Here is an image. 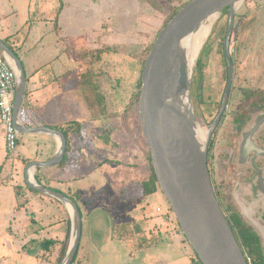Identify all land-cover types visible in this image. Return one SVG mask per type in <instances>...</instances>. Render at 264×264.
I'll list each match as a JSON object with an SVG mask.
<instances>
[{
  "label": "crops",
  "instance_id": "crops-1",
  "mask_svg": "<svg viewBox=\"0 0 264 264\" xmlns=\"http://www.w3.org/2000/svg\"><path fill=\"white\" fill-rule=\"evenodd\" d=\"M141 2L0 0V39L18 56L26 76L25 93L17 115L18 124L25 127V131L19 132L16 151H6L0 129V264H51L54 249L68 238L70 231L66 207L26 184L30 165L52 159L60 144L56 134L26 130L31 127H49L65 136L66 147L61 161L47 167L36 166L32 173L38 182L77 203L82 233L84 225L88 226L94 217L95 227L104 233L108 231L100 217L103 212L108 213L107 207L103 209V206L112 210L111 227L114 223H125L120 222L123 221L120 215L128 208L125 214L132 217L129 224L134 226L135 232L144 233L142 235L152 231L158 235L165 233L168 223L165 224L166 219L157 210L148 214L141 204L134 207L143 209L137 212L129 207L136 205L131 204L130 198L137 189L134 178L139 176L134 175L140 170H143L144 180L141 181L142 198L139 200L152 194L164 197L159 188L146 194L151 168L149 159H142L144 148L139 150L141 156L136 158L131 146L123 144L130 140L133 132L128 125L134 117L132 110L130 113L133 94L119 95L107 102L106 107L103 82L95 76L98 66L92 68L94 73L93 70L89 73L79 47L80 41L89 36L98 40L103 35L107 37L104 34V26L108 29L107 21L112 22L111 30L107 31L110 34L118 32V27L120 31L131 32L141 12ZM119 121L122 129L116 126ZM116 189L120 194L115 192ZM161 208L168 211L167 205ZM93 209L96 214L89 219L87 212ZM135 219L140 220L137 223ZM57 222L63 224V228L54 229ZM89 233L90 230L83 239L93 242L95 237ZM104 238L106 241L114 239L111 233ZM122 239L119 237L118 241ZM47 240L54 243L43 249L41 243ZM2 241L6 244L4 249Z\"/></svg>",
  "mask_w": 264,
  "mask_h": 264
},
{
  "label": "rangeland",
  "instance_id": "rangeland-1",
  "mask_svg": "<svg viewBox=\"0 0 264 264\" xmlns=\"http://www.w3.org/2000/svg\"><path fill=\"white\" fill-rule=\"evenodd\" d=\"M187 1L189 0H142L139 6L141 12L131 32L128 33L126 29L120 31L118 27V32L114 31L110 34L107 31L111 30L109 26L112 22L107 21L108 29L104 26V34H107V37L103 35L98 40L89 36L80 41L79 47L83 52V61L88 65V72L92 74V70L98 66L95 76L96 79H101L103 82L105 106L107 107V102L109 103L119 95L131 96L133 94L134 103H132L130 113L132 110L134 117L129 124L125 122L133 129V132L130 133L132 134L130 140L123 142V144L131 146L136 158L141 156L139 150L144 148L145 153L142 152V159L144 157L146 161L148 159V147L141 132L137 98L139 76L146 56L157 36L158 28L173 9L180 7ZM228 20L229 9L227 8L219 13L218 18L212 24L210 33L201 46L197 59L202 52V65L197 66L196 59L193 66L190 95L196 118L200 125L206 129L217 116L226 87L227 71L223 56V40ZM229 51L235 57V74L237 77L236 80L233 79L234 87L230 90L224 117L220 119L218 127L212 133L211 138L214 140V145L210 152L207 145L208 168L212 183L226 213L241 211L238 202L235 200V193L237 192L240 197L239 200L243 201L244 199L249 202L250 206L252 205L254 216L264 224L262 218L264 200L257 201L256 199L254 203H251L259 190L252 191V198L249 199H246L241 193L247 187V183L251 184L252 181L256 183L255 170L246 169L245 163L240 161V155H238V143L240 144L242 141L243 133L254 126L258 118L264 114V108H255L264 103V0H245L240 5L235 14L234 27L229 40ZM105 111L108 112V108H105ZM241 113L240 120H235V117ZM116 126L119 129L123 127L120 121ZM255 138L260 146H264V125L259 126L255 132ZM135 160L141 162L139 159ZM262 161L264 165V158ZM142 172L143 170H140L134 175L139 177L138 179L134 178L137 189L131 191L133 194L131 198L126 193L131 204L132 202L136 203V205H129V207H139L138 205L141 204L148 214L154 213L156 206L165 207L167 205L169 207L165 198L156 194H152L142 201L139 200L142 198L141 181L144 180ZM240 187L241 189H239ZM135 191L136 195L134 194ZM108 204L112 203L108 202ZM106 207L108 213L103 212L100 216L103 219L104 227H108V231L105 233L95 227L97 221L94 222V214H96V210L87 212L89 219L94 218L92 222L89 220L88 226L84 225L81 240H84V235L88 230L93 234L95 240L93 242L90 239L84 240V242L80 240L77 257L73 264H198L194 251L182 234L175 218L165 221V224H168L164 234L158 235L156 231H152V236L149 233L142 235L144 233L135 232L132 229L134 226L129 224L132 217L130 218L128 213L125 214L128 208L124 209V213L120 215L122 216L120 219L123 220L120 222L125 223L120 225L114 223L111 227L112 210L108 206H103V209ZM169 208L168 210H170ZM143 209L135 210L137 212ZM90 211L91 213H89ZM142 215L148 219L147 215ZM163 218L165 219L164 216ZM139 220L135 219L137 223ZM53 228L61 229L63 224L60 225L57 222ZM109 233L114 239L106 241L104 237ZM119 237H123V239L118 241ZM69 238L70 231L68 238L60 242V246L54 249L55 252L52 253L54 262L51 264L60 263L62 255H64L62 249L64 246L67 248ZM2 244L3 249L6 248L5 242L2 241ZM262 244L264 251V241Z\"/></svg>",
  "mask_w": 264,
  "mask_h": 264
},
{
  "label": "water",
  "instance_id": "water-1",
  "mask_svg": "<svg viewBox=\"0 0 264 264\" xmlns=\"http://www.w3.org/2000/svg\"><path fill=\"white\" fill-rule=\"evenodd\" d=\"M244 1L187 2L157 34L141 72L138 98L141 132L150 153L157 184L182 234L202 264H249L216 197L207 165V145L225 106L233 75L228 40L235 14ZM226 8L229 9V20L224 48L229 67L228 83L222 107L209 126L203 144L197 134L199 122L190 95L193 67L189 66L186 54L181 55L177 62L174 55L186 37L211 16ZM0 50L16 69L14 117L18 131L23 132L25 127L18 124L17 115L25 91V72L18 56L1 39ZM260 121L249 134L258 127ZM26 130L52 132L60 141L57 154L48 161L34 162L30 165L32 169L61 161L66 147V139L61 131L45 126ZM26 181L31 189L56 198L66 207L70 217V238L59 264H72L82 233V217L77 203L62 192L38 182L33 173L32 180L27 174ZM241 206L245 218L264 237V224L244 204Z\"/></svg>",
  "mask_w": 264,
  "mask_h": 264
},
{
  "label": "flooded vegetation",
  "instance_id": "flooded-vegetation-1",
  "mask_svg": "<svg viewBox=\"0 0 264 264\" xmlns=\"http://www.w3.org/2000/svg\"><path fill=\"white\" fill-rule=\"evenodd\" d=\"M234 19H235V17H234ZM233 27H234V24H233ZM225 33H226V31H225ZM230 36H231V34H230ZM224 38H225V36H224ZM229 40H230V37H229ZM229 40H228V46L227 47H228V53H229V56H230L231 62H232L233 75H232L231 85H230V88H229V91H228V96H227V99H226V102H225V106L223 108L222 114L220 115V117H219V119H218V121H217V123H216V125H215V127L213 129V131L216 130V128L218 127V123H219L220 119L222 117H224L225 109H226V107L228 105V100H229V97H230V90H231V88L234 87L233 79L236 80V77H237L236 74H235V57L232 56L231 52L229 51ZM223 45H224V40H223ZM223 56H224V60H225V64H226V71H227V81H226V86H227L228 77H229V67H228V62H227L226 56H225V48L223 49ZM200 65H202V52H201L200 57L197 59V66H200ZM225 90H226V87H225ZM225 90H224V93H225ZM223 100H224V94H223L222 102L220 104L219 111H220V109L222 107ZM255 108H257V109H260V108L263 109L264 108V103L261 104V105H259V106H256ZM219 111H218L217 115L219 114ZM216 117H215V119H216ZM241 117H242V113L241 114H238L235 117V120H240L239 118H241ZM259 120H261V121H260V124L258 125V127L256 129H254L251 132V134H249V132L251 131V129L258 123ZM263 122H264V114H262L258 118V120H257V122H256V124L254 126H252L246 132L243 133V135H242V141L240 142V144L238 143V147H239L238 148L239 149V154L238 155H240V161L243 162V163H245L246 169L247 168H251V169H254L255 170V175H256L255 180H256V183H255V181H252L251 184H248L247 183L246 184L247 187L245 188V190L242 191V192L240 191L241 193H243V196H245L246 199H249V198H252L251 197L252 194H253L252 191H254L255 189H258L259 190L258 192H256L255 199H253L251 203H254L256 201V199H257V201H263L264 200V176H263V174H264V172H263L264 165L262 164L263 163L262 159L264 158V146H260L257 143L256 138H255V132L259 129V126L261 127V126L264 125ZM213 131H212V133H213ZM212 133H211V136H212ZM210 142H212V144L214 145V140L211 137H210V140H209V144H210ZM209 144H208V150H209ZM213 145H212V148H213ZM212 148L209 150V152L212 150ZM207 165H208V151H207ZM208 170H209V168H208ZM209 174H210V171H209ZM210 179H211V176H210ZM211 183H212V180H211ZM212 185H213V183H212ZM213 188H214V185H213ZM239 189H241V187ZM214 191H215L216 197L219 200V203H220V205H221V207H222L225 215L228 218V221H229V216L231 214L237 213V214H239L241 216V218L243 219V221L246 222L251 227L252 231H254L258 235L259 240H260V246H261V251H262V255H263V260H264V251H263V244H262V240L264 241V237L260 234V232L252 224H250L249 222H247L248 220L245 218V216L243 214V209H242V206H241V204H244L248 209H250L253 212L252 205L250 206V203L247 202L246 200H244L243 198H242L243 201L242 200H239L240 197H239V195H237V192H236L235 193L236 194L235 195V200L238 202L241 211L240 212L233 211L230 214H228V213H226L225 209L223 208L222 203L220 201V197H219L218 192L216 191L215 188H214ZM262 218L264 219V214L262 215ZM229 224H230V221H229ZM230 226H231V224H230ZM247 260H248L249 264H252L250 262V259L249 258Z\"/></svg>",
  "mask_w": 264,
  "mask_h": 264
},
{
  "label": "built area",
  "instance_id": "built-area-1",
  "mask_svg": "<svg viewBox=\"0 0 264 264\" xmlns=\"http://www.w3.org/2000/svg\"><path fill=\"white\" fill-rule=\"evenodd\" d=\"M16 69L13 63L1 52L0 54V129L4 134L7 152H14L18 147L19 131L14 117V102L16 94ZM157 212L166 220L173 219L171 210L165 211L161 207ZM170 221V220H169Z\"/></svg>",
  "mask_w": 264,
  "mask_h": 264
},
{
  "label": "trees",
  "instance_id": "trees-1",
  "mask_svg": "<svg viewBox=\"0 0 264 264\" xmlns=\"http://www.w3.org/2000/svg\"><path fill=\"white\" fill-rule=\"evenodd\" d=\"M189 1H187V2H189ZM187 2L183 3L180 7L176 8V9H173L170 12V14L166 17L165 21L162 22V25L160 26V28H158L157 34L168 23V21L180 10V8H182ZM140 85H141V75L139 76V82H138L139 91L137 93V98H139ZM131 103H134V100H132ZM212 145H213L212 142H210L209 150L212 148ZM147 155H148V159H149V162H150L151 175H150V180H149V188L147 190H145V191H146V194H150V193H153V192L156 191V189L158 188V184H157L156 176H155V173H154V168H153V165H152V162H151L149 150H147ZM229 221H230L232 230H233V232L235 234V237H236L237 241L239 242L240 246L242 247L243 252L246 255V258L247 259L249 258L250 262L252 264H264L263 255H262L261 246H260V240H259L258 235L254 231H252L251 227L246 222H244L243 219L241 218V216L239 214H237V213L231 214L229 216ZM140 241H141V239H140ZM51 243H54V242L51 241V240H47L45 242L43 241L41 243V247L43 249H46V248L49 247V244H51ZM65 249H66V246H64V248L62 249V253L63 254H64ZM77 253H78V250L76 252V255L74 257V260H73L72 264L76 260ZM194 254L196 256L198 264H202L199 261V259H198V257H197L195 252H194Z\"/></svg>",
  "mask_w": 264,
  "mask_h": 264
},
{
  "label": "bare ground",
  "instance_id": "bare-ground-1",
  "mask_svg": "<svg viewBox=\"0 0 264 264\" xmlns=\"http://www.w3.org/2000/svg\"><path fill=\"white\" fill-rule=\"evenodd\" d=\"M219 14L211 16L208 20L202 23L192 34L186 37L174 55L175 62L178 61L179 57L183 54H186L189 58V66L193 67L195 61L197 59L199 50L204 43L205 39L207 38L210 30L212 28L213 22L218 18ZM194 68V67H193ZM208 129L203 128L202 125L197 124V134L201 143L204 144L206 137H207ZM29 179L32 180V168L28 171ZM70 211L72 210L69 207Z\"/></svg>",
  "mask_w": 264,
  "mask_h": 264
}]
</instances>
